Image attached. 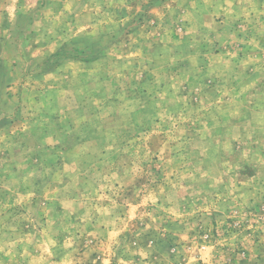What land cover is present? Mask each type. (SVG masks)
I'll return each mask as SVG.
<instances>
[{"label":"rangeland","instance_id":"rangeland-1","mask_svg":"<svg viewBox=\"0 0 264 264\" xmlns=\"http://www.w3.org/2000/svg\"><path fill=\"white\" fill-rule=\"evenodd\" d=\"M0 22V264H264V0Z\"/></svg>","mask_w":264,"mask_h":264},{"label":"crops","instance_id":"crops-1","mask_svg":"<svg viewBox=\"0 0 264 264\" xmlns=\"http://www.w3.org/2000/svg\"><path fill=\"white\" fill-rule=\"evenodd\" d=\"M65 2H66V0H65ZM65 5L66 4H64V3L62 4L61 11L59 10L58 13L62 12V9H64L66 7ZM60 6H61V4L58 5V9H59ZM86 7H88V6L87 5H83L82 7L78 8V7H76V6L73 5V8H72L71 11H73V12H76V11L77 12H83V11H86ZM6 30L9 31L10 30V27L9 26H5V25L1 24V22H0V39L1 40L4 39L5 37H8V35L6 36V34H4L6 32Z\"/></svg>","mask_w":264,"mask_h":264}]
</instances>
